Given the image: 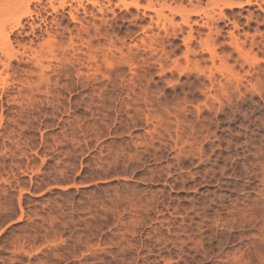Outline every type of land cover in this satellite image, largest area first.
<instances>
[{"label": "rangeland", "instance_id": "obj_1", "mask_svg": "<svg viewBox=\"0 0 264 264\" xmlns=\"http://www.w3.org/2000/svg\"><path fill=\"white\" fill-rule=\"evenodd\" d=\"M123 1L0 0V264H264V0Z\"/></svg>", "mask_w": 264, "mask_h": 264}, {"label": "bare ground", "instance_id": "obj_2", "mask_svg": "<svg viewBox=\"0 0 264 264\" xmlns=\"http://www.w3.org/2000/svg\"><path fill=\"white\" fill-rule=\"evenodd\" d=\"M35 1H40V0H35ZM120 1H123V0H120ZM124 2V4H125V6L127 7V6H129V5H133V6H136V7H139V3H138V1H132V2H130V3H128V2H125V1H123ZM199 2H201V0H199ZM258 2V0H241V1H239V2H235V3H233V4H235V6H243V5H251V4H256ZM151 4V3H150ZM149 4V6H147V7H152L151 5ZM219 5V4H218ZM231 6H233V5H231ZM61 7L62 8H64L65 7V3L64 2H62L61 3ZM171 8V12H172V10H173V8L172 7H170ZM169 8V9H170ZM183 8V7H182ZM197 10V9H196ZM195 10V12H194V10L193 11H191V12H193V13H196L197 11ZM160 12V11H159ZM198 12H200L199 10H198ZM31 15V11L29 10L27 13H26V15ZM189 16V15H188ZM187 18H184V20H186ZM21 25V19L19 18L17 21H16V24L13 26V28H16L17 26H20Z\"/></svg>", "mask_w": 264, "mask_h": 264}]
</instances>
